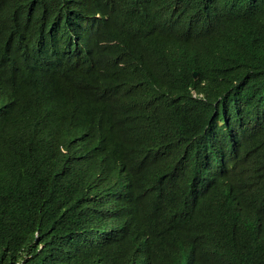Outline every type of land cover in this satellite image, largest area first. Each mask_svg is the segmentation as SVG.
Returning a JSON list of instances; mask_svg holds the SVG:
<instances>
[{
  "label": "trees",
  "instance_id": "trees-1",
  "mask_svg": "<svg viewBox=\"0 0 264 264\" xmlns=\"http://www.w3.org/2000/svg\"><path fill=\"white\" fill-rule=\"evenodd\" d=\"M263 149L264 0H0V264H264Z\"/></svg>",
  "mask_w": 264,
  "mask_h": 264
},
{
  "label": "bare ground",
  "instance_id": "bare-ground-1",
  "mask_svg": "<svg viewBox=\"0 0 264 264\" xmlns=\"http://www.w3.org/2000/svg\"><path fill=\"white\" fill-rule=\"evenodd\" d=\"M78 6V5H77ZM164 9V8H163ZM164 11V10H163ZM161 12H162V10H161ZM169 15V14H168ZM193 30V29H192ZM174 39V38H173ZM179 41H181V40H179ZM168 48V47H167ZM103 49V48H102ZM166 49V48H165ZM168 52V51H167ZM128 55V54H127ZM102 56V55H101ZM170 56V55H169ZM164 58V57H163ZM127 60H129V59H127ZM106 61V60H105ZM130 61V60H129ZM127 62V61H126ZM107 67V66H106ZM122 67V66H121ZM103 68V67H102ZM125 70V69H124ZM205 70V69H204ZM209 73V72H208ZM111 75V74H110ZM155 76V75H154ZM157 78V77H156ZM154 82V81H153ZM164 83V82H163ZM201 86V85H200ZM154 87V86H153ZM155 88V87H154ZM163 90H165V89H163ZM112 91V90H111ZM187 92V91H186ZM148 93V92H147ZM152 92H150V94H151ZM176 93V92H175ZM107 94V93H106ZM156 94V93H155ZM184 94V93H183ZM205 94V93H204ZM172 95H173V93H172ZM189 96V95H188ZM142 99V98H141ZM144 101V100H143ZM105 105V104H104ZM100 106V105H99ZM102 107V106H101ZM106 108V107H105ZM150 112V111H149ZM77 114V113H76ZM149 114V113H148ZM150 115V114H149ZM252 148V147H251ZM260 149V148H259ZM264 150V149H263ZM257 151V150H256ZM259 153V152H258ZM261 153V152H260ZM238 166V165H237ZM263 175V174H262ZM264 181V180H263ZM171 260V259H170ZM173 262V261H172Z\"/></svg>",
  "mask_w": 264,
  "mask_h": 264
},
{
  "label": "water",
  "instance_id": "water-1",
  "mask_svg": "<svg viewBox=\"0 0 264 264\" xmlns=\"http://www.w3.org/2000/svg\"><path fill=\"white\" fill-rule=\"evenodd\" d=\"M194 76H195V78H197L198 77V73H195Z\"/></svg>",
  "mask_w": 264,
  "mask_h": 264
}]
</instances>
